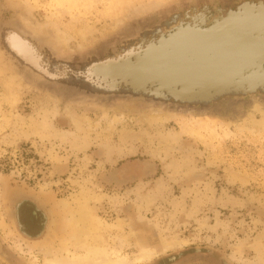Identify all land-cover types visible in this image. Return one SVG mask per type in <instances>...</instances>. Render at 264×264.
<instances>
[{"label": "rangeland", "instance_id": "rangeland-1", "mask_svg": "<svg viewBox=\"0 0 264 264\" xmlns=\"http://www.w3.org/2000/svg\"><path fill=\"white\" fill-rule=\"evenodd\" d=\"M193 1L0 0V63L5 65H0V220L9 224L5 198L13 194L8 190H42L57 201L71 203L88 189L101 198L90 202L94 215L115 225L101 236L114 258L135 257L140 251L137 241L144 235L159 251L161 240L175 248L143 264H214L207 250L214 251V258L225 257L220 261L223 264H264L258 263L264 261L263 100L247 98L235 107V114L216 116L120 100L110 105H99L97 100L93 105L82 104L65 94L56 96L63 89H51V94L46 87L28 86L24 81L14 106L3 98L1 81L16 67L12 52L49 79L64 75L76 80L75 73L68 70L69 62L56 60L59 50L61 57L74 55L82 60L86 54H94L95 46V52L100 51L117 39L126 25ZM198 1L212 9L230 7L233 2ZM23 19L30 25L25 24L27 33L24 27L21 30ZM57 35L67 40V47L58 46ZM46 98L56 99V105ZM54 106L57 110L54 117L49 116V130L58 131V136L75 131L80 142H87L85 150H72L69 136L67 140L58 136L43 139L33 134L30 119L42 120V111ZM71 116L85 121L80 133ZM154 116L159 119L152 121ZM107 146L112 151L109 158ZM172 163L183 165L172 168ZM41 199L49 208L52 231L48 236L53 237L56 216L50 200ZM33 212V205L27 203L19 212L21 223L32 235L43 221L40 213ZM121 237H125L122 245ZM0 240L9 262L32 264L26 250H14L1 230ZM179 242L186 244L176 246ZM29 247L40 264L38 247ZM172 257L176 262L169 261ZM0 264L7 263L0 260Z\"/></svg>", "mask_w": 264, "mask_h": 264}, {"label": "bare ground", "instance_id": "bare-ground-1", "mask_svg": "<svg viewBox=\"0 0 264 264\" xmlns=\"http://www.w3.org/2000/svg\"><path fill=\"white\" fill-rule=\"evenodd\" d=\"M217 9H212L210 5H203L199 10L195 6L181 8L161 26H152L141 31V38L136 39L137 36H129V38L123 39L122 45L107 56L104 54L107 52L108 44L106 48L99 51V53L103 51L102 55L86 54L82 60L74 55L61 57L59 50L57 56L60 58L56 56V60H67L68 66L71 68L68 70L75 73L76 80H72L71 76L64 75L49 79L44 73H39L24 61V63L20 61L16 53L10 52L16 67L12 66V74L4 77L1 81L4 88L3 98L14 106L19 100L20 84L23 81L28 86L63 89L68 90L71 94L99 93L119 96L129 94L144 96L147 99L150 98V101L170 100L184 106L202 108L209 106L214 109L218 107L216 102L223 98L221 97L223 95L219 94L222 92L244 95L259 89L264 94V1L235 0L230 7H217ZM191 12L194 14L193 16ZM241 19L242 22H240ZM176 20L182 22L178 23L177 21V24L171 25ZM23 23L22 27L17 26L18 30H20L19 27L21 30L25 28L24 32L27 33L26 27L29 24L24 19ZM163 29H167V31L163 33ZM250 30L251 34L249 35ZM148 33H153L157 37L147 40L145 36ZM136 34L138 33L136 32ZM17 35L20 36V34ZM244 36L249 39L243 40ZM134 39L136 40L134 41ZM242 40L244 41L242 43H245L243 46L240 42ZM56 41L58 46L67 47L68 42L63 39V36L56 37ZM54 44L56 43L54 42ZM53 46L55 47V45ZM0 65L5 66L1 63ZM7 71L10 72L9 69ZM2 74L3 72L0 71V75ZM251 75L255 77H251ZM255 79H258L257 83ZM46 99L54 102L49 98ZM55 102L54 105H56ZM56 110L55 106L44 109L42 116L40 115L42 117L40 121L36 122L30 119L33 134L35 133L43 139L60 135L58 131L49 130L51 126L48 122L50 121L49 116L54 117ZM70 118L75 130L78 133L83 131L81 125L85 121L81 119L84 122L81 123L80 119H75L73 116ZM151 119L153 121L159 118L154 116ZM2 122L4 124L5 120L2 119ZM6 124L7 122L5 126ZM253 127L256 128L255 125ZM73 132L70 135L62 133L58 137L66 139L69 136L72 139L70 142L72 150L77 152L85 150L87 142L83 141L84 138L82 140L84 144L80 142L81 137L76 135L75 131ZM164 139L162 138V140ZM166 140L168 139L166 138L164 141L166 142ZM106 149V157L109 158L112 151L109 146ZM172 164H169L170 167ZM182 165L176 163L172 168L180 169ZM183 167L185 168L186 165ZM174 171L173 173H176ZM8 192L13 194L11 198H5L6 215L9 224H12V229L9 228L8 223L0 220V230L4 237L12 241L14 250L18 252L26 250L32 264H37L36 255L29 247H34V245L38 247L37 253L42 256L40 264H143L151 262L159 253H165L174 247L169 242L161 240V251H159L152 246V240L146 239V236L143 235L141 236L143 239L139 238L137 241L140 251L135 257L131 260L114 258L113 253L107 250L101 236L102 233L113 230L115 225H108L94 215L90 208V202L92 200L99 201L101 198L96 197L95 194L92 195L88 189L79 193V196L73 198L71 203L64 200L57 201L50 194H44L42 190L38 192L40 195L21 189L8 190ZM40 196L50 200L51 211L56 216V221L53 224V237L48 236L52 231L49 224L51 218L48 216L49 208ZM27 201L34 204L44 220L40 233L43 234L42 240L35 241L32 243L33 245H30L29 241L20 239L16 230L18 226L20 227L18 210ZM14 234L20 240L16 239ZM124 239L125 237L119 239L120 245ZM0 242L4 247V242L2 240ZM1 243L0 257L2 256L3 259L0 260L8 264V256L6 258L2 253ZM184 244L186 242H179L175 245L181 247ZM70 248H73V251ZM260 261L258 263H264L262 259ZM9 263L13 264V262Z\"/></svg>", "mask_w": 264, "mask_h": 264}, {"label": "water", "instance_id": "water-1", "mask_svg": "<svg viewBox=\"0 0 264 264\" xmlns=\"http://www.w3.org/2000/svg\"><path fill=\"white\" fill-rule=\"evenodd\" d=\"M235 0H233L234 2ZM256 2L258 0H255ZM264 1V0H263ZM190 7V6H195V7H198V10L203 6V4H201V2H199L198 0H194L193 2H189L188 4H184V5H176L174 6L173 8L171 9H168V10H165L164 12H159V16L158 14H152L146 18H144L143 20H140L139 22L137 23H134V24H128L125 26V28L122 30V32L119 33V37L117 39H114L112 42H109L108 43V49L106 50L107 52H105V56H107V54L109 53H112L114 52L116 49H118L122 44V40L123 39H127L130 37H134V36H137L136 39L138 38H141V31H145L147 28H150L152 26H155L157 27L158 25H162L164 24L166 21H169L171 19V17L173 15H175L178 10H181V8H187V7ZM197 10V11H198ZM216 10H218L216 8ZM191 15L193 16L194 14L191 12ZM184 18V17H183ZM177 21L178 23L179 22H182L180 20H176L174 22L171 23V25L173 24H177ZM240 22H242V19L240 20ZM170 25V26H171ZM173 27V26H172ZM242 28V27H241ZM167 31V29H163L162 32L165 33ZM136 32L138 34H136ZM253 33V32H252ZM136 34V35H135ZM251 34V30L249 31V35ZM157 36H155L153 33H148L146 34L145 36V39L147 40H151L153 38H156ZM168 37V36H167ZM252 37V36H251ZM134 39V41L136 40ZM242 39H249L247 36H244L242 37ZM240 41L241 43L244 42V41ZM251 44V43H249ZM104 44L100 45V46H103ZM245 45V43H242L241 46ZM99 46V47H100ZM98 46H95L91 53H94V54H91V55H96V54H99V55H102V52L99 53V50L95 52V49L97 48ZM106 48V45L103 46V49ZM98 49V48H97ZM102 49V50H103ZM105 51V50H104ZM98 52V53H97ZM90 53V52H89ZM88 55V54H87ZM78 62V61H77ZM86 62V61H85ZM83 62V63H85ZM82 63V64H83ZM250 75V74H249ZM251 77H255V76H252ZM254 79V78H253ZM256 80V83H257V80L258 79H255ZM256 86H258L256 84ZM53 88H46L47 92H50L51 94L53 93L51 90ZM258 89V88H257ZM256 90V89H255ZM253 91L252 93H249V94H244V95H232L231 93L233 92H227V93H219L223 96V98H221L220 100H218V107L217 108H213V107H206V108H202V107H199V106H191L189 107L188 105L184 106L182 104H179L177 102H172L170 100H167V101H158V100H149L147 99L146 97L144 96H132V95H129V94H126V95H102V94H97V93H91V95H87V94H71L70 92L68 91H58L56 94V96L58 95V97L62 94H65L68 98H70L71 100L75 101V102H80V103H86V104H89V105H93L95 104L93 101L94 100H97L98 104L99 105H110L112 102H116L117 100H120V101H124V102H140L142 104H150L154 107H159V108H163V109H166V110H172V108L177 107L179 110L181 111H184V112H195V113H198V114H209V115H216V116H219L221 115L222 112H225V113H232V114H235V107L238 105V104H243L244 100L247 99V98H258V99H261L264 101V94L263 92H261L259 89L256 90V91ZM217 94V95H219ZM225 94V95H224ZM211 103V102H209ZM210 105V104H209ZM215 105V103H214ZM223 105H225V109L224 111L222 110V107ZM17 230L19 231L20 230V227L18 226ZM21 237L23 240L25 241H29L30 243L31 242H35V241H40L42 240V235H38L37 237L35 238H30V237H27L26 235L24 234H21Z\"/></svg>", "mask_w": 264, "mask_h": 264}, {"label": "flooded vegetation", "instance_id": "flooded-vegetation-1", "mask_svg": "<svg viewBox=\"0 0 264 264\" xmlns=\"http://www.w3.org/2000/svg\"><path fill=\"white\" fill-rule=\"evenodd\" d=\"M27 204H30V205H33V207H34V212L32 213L33 215H36L37 213H40V211H38L36 208H35V206H34V204L31 202V201H27L26 202ZM21 208V207H20ZM19 212H20V209L18 210V219H19V224H20V230L18 231L17 229V233H18V236H20L21 237V234H24V235H26L27 237H30V238H35V237H37L38 236V234L39 235H43V234H40L41 233V229H42V224H41V227H40V229L38 230V232L36 233V234H34V235H32V234H30L31 232L29 231V230H25V228H24V226H23V223H21V221H20V214H19ZM41 214V213H40ZM42 215V214H41ZM43 219V218H42ZM43 237V236H42ZM22 238V237H21ZM30 243V242H29ZM31 243H34V242H31ZM206 254H207V257L214 263V264H223V263H221L220 261L221 260H226V258L225 257H223V256H219V257H217V258H214V255H215V253H214V251L213 250H207L206 251ZM169 261H171V262H176V257H172V258H170L169 259ZM227 263V262H226Z\"/></svg>", "mask_w": 264, "mask_h": 264}, {"label": "crops", "instance_id": "crops-1", "mask_svg": "<svg viewBox=\"0 0 264 264\" xmlns=\"http://www.w3.org/2000/svg\"><path fill=\"white\" fill-rule=\"evenodd\" d=\"M25 203H26V202H25ZM21 206H22V205H21ZM21 206H20V207H21ZM19 209H20V208H19ZM18 220H19V219H18ZM43 224H44V220L42 221V228H43ZM41 230H42V229H41Z\"/></svg>", "mask_w": 264, "mask_h": 264}]
</instances>
